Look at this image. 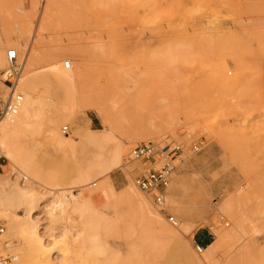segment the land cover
<instances>
[{
    "label": "rangeland",
    "instance_id": "374dc122",
    "mask_svg": "<svg viewBox=\"0 0 264 264\" xmlns=\"http://www.w3.org/2000/svg\"><path fill=\"white\" fill-rule=\"evenodd\" d=\"M34 1L37 17L54 0ZM4 40L0 55L15 48L27 58L29 35ZM44 42L61 68L69 61L84 74L71 85L46 59L39 65V118L22 136L28 167L39 174L20 176L0 154V258L10 264H264V0H62ZM102 107L119 123L115 140L83 141L106 130ZM61 108L72 116L58 115ZM47 120L56 122L61 139L69 129L73 149L52 145ZM147 142L182 149L163 210L136 186L165 163L133 160L132 150ZM117 143L127 152L114 161ZM15 182L27 189L24 195L11 191ZM131 191L175 239L162 238L157 224L132 221ZM60 192L79 211L71 207L51 219ZM88 232L99 240L92 254L82 242ZM209 245L204 256L198 247Z\"/></svg>",
    "mask_w": 264,
    "mask_h": 264
},
{
    "label": "bare ground",
    "instance_id": "6f19581e",
    "mask_svg": "<svg viewBox=\"0 0 264 264\" xmlns=\"http://www.w3.org/2000/svg\"><path fill=\"white\" fill-rule=\"evenodd\" d=\"M61 3L62 0H54L50 2L46 7H44L43 12L41 13L39 12L40 15L39 16L37 15L36 17L38 6H36V2L34 0H0V39L3 40L10 39L12 35L20 37L22 39L27 38L29 35V39H30L24 71L18 83V90L24 94V92L22 91L23 90L22 79L24 76L30 94H26V100L22 103L17 115H15L11 119H5L6 123L5 122L2 123V121L0 122V151H1L0 154L3 155L16 168L15 170L18 171L17 174H19L20 176H23V174L24 175L28 174L36 177V175L38 176L39 174L38 170L33 171L28 167L29 161L25 153L27 148H25V145L22 144V136L26 135L28 131H31L36 128V123L39 118L38 115L40 112L41 101L36 96V93L38 91L37 81H36L38 75L36 72L39 69V65L44 59H46L49 70L55 73L57 76H60L63 79H65L71 85H74V83H76L77 80L82 79L84 74L83 70L77 73L75 69L71 68V63L69 61L68 63H70V69L65 68L64 64L66 62L63 63V68H61L60 64L54 58V54H48L46 51L43 50V47L45 45L44 42L45 34L48 31L50 25L52 24V16L54 10L58 8ZM43 6H45V4ZM34 19L36 20V25L32 27ZM5 66H6V58L4 54H1L0 70L4 69ZM67 97L68 96H66V98ZM57 114L61 116H67V115L72 116V112L70 108L63 109L59 111ZM98 114L102 118L103 127L106 130L101 135L84 136L83 141L100 143V142L115 140L113 133L116 130H118L119 123L116 120L114 114L107 107H102L100 110H98ZM46 123L47 126L46 125L45 126L47 128V134L50 136L49 139L51 140L52 145L55 148H60L64 150L73 149V146L71 142L68 140L67 135L65 136L66 137L65 139H61L60 136L58 135V132L55 130L56 122H54L53 120L51 121L49 120ZM126 152L127 151L125 150L123 145L117 143L113 160L117 161V159L118 160L122 159V157L125 156ZM101 157H102V161H104V156L102 155ZM95 168L97 167L95 166ZM111 169L112 167L110 166L107 170H111ZM82 178L84 179L85 177L82 176ZM10 188L15 195L18 194L20 196L24 195V193L27 190L25 189L24 186L23 187L19 186L17 182L13 183V185H10ZM128 195H129V200L132 203L131 218L133 222H138V223L141 222L140 223L141 225L142 223L150 224V225L157 224V226L160 227L159 231H160V236L162 238L175 239L174 237L176 235L173 234L171 231L167 230L162 220H160L159 215H157V213L155 214L154 212H152L145 201L139 198L134 191H131ZM8 200H9L8 202H10L11 198H8ZM18 200L21 201L20 198ZM51 203H52L51 206L49 205L50 206L49 215L51 216L50 217L51 219L59 215L65 214L71 207L73 208V212L79 211L77 205H73V204L71 205L67 201L64 192H60V195L57 196ZM84 204L88 205L89 201L85 200ZM107 220L108 219L106 218L105 220L106 223L108 222ZM115 220H117V217ZM185 229L187 230V227ZM88 233L89 234H85L82 242L84 244V249H86V251H90L87 252L90 254L91 252L99 250V246H98L99 240L95 234L90 232ZM211 247L212 246L209 245L207 248L202 249L201 247H198V249L200 252L203 253L204 256H207ZM107 248L110 249V247ZM193 258H197V257H195V255L193 254ZM15 259L18 260L19 258H15ZM17 264H23V261L22 262L18 261Z\"/></svg>",
    "mask_w": 264,
    "mask_h": 264
},
{
    "label": "built area",
    "instance_id": "2783aa9c",
    "mask_svg": "<svg viewBox=\"0 0 264 264\" xmlns=\"http://www.w3.org/2000/svg\"><path fill=\"white\" fill-rule=\"evenodd\" d=\"M46 0H41L44 4ZM6 66L0 70V87L6 89L5 92H0V122L5 119H11L19 112V109L24 102V94L18 90V83L22 77L26 58L18 54L14 48L8 49L5 54ZM66 69H70V63L66 62ZM7 96V97H6ZM64 135L70 133L65 127L62 130ZM198 146H194L197 150ZM182 149L180 146L166 145L161 150L153 142L137 146L132 150V158L135 161L150 162L155 165L157 158H163L165 163L162 167H152L148 172L136 180L137 188L144 194L153 195L154 206L163 210L164 190H166L171 181V175L176 166L174 162L181 155ZM171 223L177 226V222L171 219ZM5 229L0 226V235ZM11 258H0V264H10Z\"/></svg>",
    "mask_w": 264,
    "mask_h": 264
}]
</instances>
